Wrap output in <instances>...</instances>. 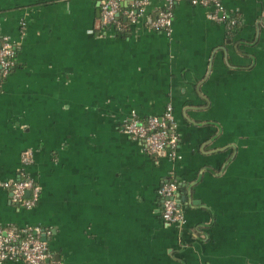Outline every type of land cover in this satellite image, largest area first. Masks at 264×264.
<instances>
[{
    "label": "crops",
    "instance_id": "crops-1",
    "mask_svg": "<svg viewBox=\"0 0 264 264\" xmlns=\"http://www.w3.org/2000/svg\"><path fill=\"white\" fill-rule=\"evenodd\" d=\"M99 1L0 0L15 51L0 86V186L40 188L25 210L0 187V230L44 231L45 264H264V0H221L234 27L181 0L167 31L150 20L169 0H147L125 34L101 25ZM168 108L173 159L123 134ZM167 181L180 226L161 219Z\"/></svg>",
    "mask_w": 264,
    "mask_h": 264
},
{
    "label": "built area",
    "instance_id": "built-area-1",
    "mask_svg": "<svg viewBox=\"0 0 264 264\" xmlns=\"http://www.w3.org/2000/svg\"><path fill=\"white\" fill-rule=\"evenodd\" d=\"M181 0H169L167 9L160 11L150 20V26L156 31H167L171 25V6ZM190 5L210 10V18L223 22L228 27L236 26L234 20H227L222 14L221 0H187ZM147 0H133L129 9L123 12L129 25H134L141 15ZM119 0H100L99 15L102 26L116 24L119 13ZM0 46V80L6 79L15 67L13 47L5 40ZM122 132L129 138L141 143L145 153L151 157L167 155L175 157L178 139L174 131V122L171 109L160 117H150L144 121L131 117L122 126ZM31 161L29 153L22 156L23 164ZM0 187L9 190L12 203L19 208L33 209L40 198V188L27 178H19L11 183L1 184ZM177 186L172 181L164 183L157 192L161 202V219L164 223L173 226L183 224V215L176 202ZM44 231L39 228L6 229L0 230V263L21 262L22 264H45L50 253L42 237Z\"/></svg>",
    "mask_w": 264,
    "mask_h": 264
},
{
    "label": "trees",
    "instance_id": "trees-1",
    "mask_svg": "<svg viewBox=\"0 0 264 264\" xmlns=\"http://www.w3.org/2000/svg\"><path fill=\"white\" fill-rule=\"evenodd\" d=\"M129 9V7H125V8H122L121 6L119 7V13L117 15V18H116V24H112L110 27L114 28L119 34H125L129 31V22L124 18L123 16V12L124 11H127ZM101 23V22H100ZM100 28V27H98ZM4 43L3 39H0V46ZM13 52H14V60H15V51H14V48H13ZM13 70V69H12ZM12 70L10 71V73L12 72ZM6 79H2L0 80V86L3 84V82L5 81Z\"/></svg>",
    "mask_w": 264,
    "mask_h": 264
},
{
    "label": "water",
    "instance_id": "water-1",
    "mask_svg": "<svg viewBox=\"0 0 264 264\" xmlns=\"http://www.w3.org/2000/svg\"><path fill=\"white\" fill-rule=\"evenodd\" d=\"M42 239H43V241H45V242H46V237H45V235L42 237Z\"/></svg>",
    "mask_w": 264,
    "mask_h": 264
}]
</instances>
